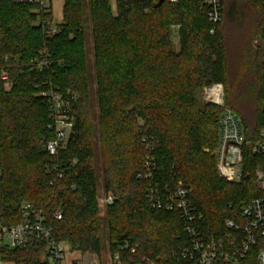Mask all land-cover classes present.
<instances>
[{
    "label": "trees",
    "instance_id": "16d2710c",
    "mask_svg": "<svg viewBox=\"0 0 264 264\" xmlns=\"http://www.w3.org/2000/svg\"><path fill=\"white\" fill-rule=\"evenodd\" d=\"M223 7V22L211 34L201 0H118L117 13L111 0H90L88 17L83 0H65L56 25L51 7L0 0L2 222L20 224L23 205L32 204L44 211L53 239L71 252L106 251L122 264L144 258L185 264L173 254L189 242L186 226L177 210L151 207L153 183L191 190L206 238L225 234L228 219L251 199L263 198L254 174L261 160L252 154L246 155L242 181L218 177L214 153L223 108L199 98L203 88L222 84L226 107L233 109L247 95L254 106L251 129L264 127V47L253 43L264 40V0H223ZM177 27L179 48L173 43ZM233 36L247 41L235 70ZM43 56L48 66L33 67ZM90 83L96 86V123ZM49 86L77 97L74 132L57 162L46 150L53 135L48 102L40 95ZM148 157L158 168L151 179L144 177ZM48 165L58 169L47 173ZM99 187L115 197L104 217ZM126 243L133 252L123 248ZM45 255L46 245L37 243L0 250L1 260L13 264H47ZM241 264H257L255 253Z\"/></svg>",
    "mask_w": 264,
    "mask_h": 264
},
{
    "label": "built area",
    "instance_id": "2783aa9c",
    "mask_svg": "<svg viewBox=\"0 0 264 264\" xmlns=\"http://www.w3.org/2000/svg\"><path fill=\"white\" fill-rule=\"evenodd\" d=\"M36 3L41 9H49L52 0H24ZM177 3L178 0H170ZM207 8L208 21L211 25V34L223 22V0H201ZM178 30V27L176 28ZM36 69L48 66L47 59L33 60L31 63ZM6 72L2 79H7ZM48 102L50 122L48 129L53 138L47 143L46 150L49 155L58 161L60 153L67 149L70 136L74 132L75 118L73 106L77 97L70 91H60L52 86L40 93ZM225 88L222 84L203 88L202 99L223 108L219 121V144L214 155L217 171L222 179L238 183L242 181L245 172L246 155L252 154L260 158V165L254 174L257 187L264 192V127L259 130H248L243 126L241 117L225 104ZM264 112V101H263ZM146 178H153L158 170L155 161L148 157L145 161ZM57 166L48 165L47 173L55 171ZM62 177V175H59ZM142 177V176H141ZM148 201L155 210H177L186 226L189 242L174 252L173 256L185 264H241L253 253L257 264H264V197L253 198L241 207L238 217L230 218L225 223V234L206 238L200 229L203 215L198 212L191 200V190L180 184L174 191L163 189L158 182L151 185ZM98 204L105 207L115 202L112 194H105L103 198L97 197ZM61 220L62 214L56 213ZM53 230L46 221L43 210L32 204L22 207V222L18 225L7 226L0 217V250L7 248L18 250L30 243L46 245L45 260L47 264H122L119 255H108L103 260L98 255L71 252L66 242H57L53 239ZM133 252L129 243L123 247ZM89 257V261L87 260ZM2 264H13L2 261ZM127 264H157L155 261L144 258L141 261Z\"/></svg>",
    "mask_w": 264,
    "mask_h": 264
},
{
    "label": "rangeland",
    "instance_id": "374dc122",
    "mask_svg": "<svg viewBox=\"0 0 264 264\" xmlns=\"http://www.w3.org/2000/svg\"><path fill=\"white\" fill-rule=\"evenodd\" d=\"M64 1L65 0H52L51 1V9L53 12V16H54V24H60L63 20V8H64ZM118 2V0H117ZM117 2L116 5L114 4V13H117ZM83 7L85 9V13L87 15V17L90 14V0H83ZM246 25L250 26V23L248 22ZM245 28H247V26H245ZM248 29V28H247ZM245 35V34H244ZM246 37L243 36L242 39H240L239 41L236 40V38L231 37L229 39V55H230V59H232V69L235 70L237 68L238 63L240 62L239 57L243 54L245 47L246 46ZM173 43L175 44L176 48H179V36H178V32L176 30V28L174 29V34H173ZM254 45L258 44V45H263L264 47V40L263 39H255L253 40ZM87 57H88V61H89V65H90V70L92 71V73L94 74L93 71V65H94V41H93V37L92 34L90 32V30H88L87 32ZM237 64V65H236ZM91 85V94H90V102L92 104V111H93V122L96 123L97 117H98V106L96 104V95H95V91H96V86L94 83H90ZM202 95H203V89L200 91L199 94V98L200 101L202 102ZM233 109L234 111L241 117L242 122H243V126H247V128H250V130H252L251 128H253V126L255 125V118H254V106L249 102V97L246 95L244 96V98L240 101H238L237 103L233 104ZM218 173V171H217ZM218 177L221 180H224L226 182H230L226 179H222L219 174ZM103 196H105L104 190L102 187H99L98 189V197L99 198H103ZM100 215L101 216H106V207L103 204H100ZM67 249L69 250L68 254H69V258H71V253H70V246L67 245ZM109 253L108 252H102L100 255H98L99 257H101L103 260H108V256ZM0 264H2V260L0 258Z\"/></svg>",
    "mask_w": 264,
    "mask_h": 264
},
{
    "label": "crops",
    "instance_id": "0c3cea01",
    "mask_svg": "<svg viewBox=\"0 0 264 264\" xmlns=\"http://www.w3.org/2000/svg\"><path fill=\"white\" fill-rule=\"evenodd\" d=\"M116 2H117V0H111V6H112V9H113V11H114V9H115V7H114V4L116 5ZM88 261L90 260L89 259V257H88V259H87Z\"/></svg>",
    "mask_w": 264,
    "mask_h": 264
}]
</instances>
